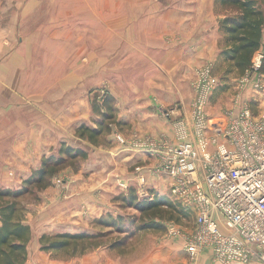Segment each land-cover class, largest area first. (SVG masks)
Listing matches in <instances>:
<instances>
[{"label": "crops", "instance_id": "crops-1", "mask_svg": "<svg viewBox=\"0 0 264 264\" xmlns=\"http://www.w3.org/2000/svg\"><path fill=\"white\" fill-rule=\"evenodd\" d=\"M164 1L163 7L154 0L144 9L143 0H121L120 7L105 8L101 17L96 15L94 0L88 9L79 0L69 4L53 0L59 7L66 5L65 11L55 10L44 22L37 11L46 0H0V176L8 175L11 167L14 175L26 178L40 166L43 156L56 152L62 142L70 144L67 139L85 143L70 130L90 116L89 103L84 101L88 85L81 84V79L108 80L107 92L114 97L116 108V123L104 140L89 144L87 158L79 161L76 170L68 166L61 170L66 183L48 188L55 196L45 208L37 207L33 218L26 213L32 237L34 231L38 237L80 232L79 223L104 213L116 214L114 209L120 204L114 198L131 186L140 196L155 191L175 199L170 192L172 179L155 170L158 156L136 146L135 141H195L191 99L185 96L193 95L196 69L214 65L223 42L212 9L215 0ZM48 27L55 29L53 36L62 48L55 72H49V57L38 58L40 45L49 44L44 34L50 31ZM81 47L89 51L86 71H81ZM97 48L102 51L96 53ZM97 63L103 67L97 68ZM219 85L209 103L218 95L223 104L212 110L209 104L211 120H224L227 110L236 108L232 104L235 86L223 89ZM242 98L254 115L264 117V88L257 94L245 90ZM179 101L182 106H173ZM170 115L185 123V139L176 137ZM184 207L186 222L178 225L181 234L136 233L154 239L137 257L121 255L132 244V237L123 247H99L66 259L35 248L31 237L24 264H218L209 247L189 260L184 242L194 228L196 208ZM248 264L264 263L253 258Z\"/></svg>", "mask_w": 264, "mask_h": 264}, {"label": "built area", "instance_id": "built-area-1", "mask_svg": "<svg viewBox=\"0 0 264 264\" xmlns=\"http://www.w3.org/2000/svg\"><path fill=\"white\" fill-rule=\"evenodd\" d=\"M261 59L259 52L235 81L236 108L224 120H211L207 112L219 84L211 64L196 70L190 111L195 141H135L134 145L158 156L155 170L172 179L170 192L175 199L196 208L194 228L184 242L191 261L209 247L218 264H248L253 258L264 263V117L254 115L242 98L245 90L257 94L264 88ZM174 124L176 137L185 139V123ZM167 234L177 236L181 231L169 223Z\"/></svg>", "mask_w": 264, "mask_h": 264}, {"label": "trees", "instance_id": "trees-1", "mask_svg": "<svg viewBox=\"0 0 264 264\" xmlns=\"http://www.w3.org/2000/svg\"><path fill=\"white\" fill-rule=\"evenodd\" d=\"M215 5L227 12L218 22L223 45L213 65L219 72V86L224 89L235 86V81L250 67L259 52L262 54L260 71L264 73V0H215ZM96 98L92 108L100 119L95 121L94 127L80 124L75 130L77 137L95 145L116 123L114 97L105 93L100 96V101ZM87 154L81 146L62 142L56 152L42 157L40 166L22 180L19 188L0 187V264H24L27 260L32 232L26 222L28 210L22 198L35 190L47 188L51 179L65 167L76 170L79 161L86 159ZM114 200L121 208H132L138 215L104 213L91 222L102 228L99 231L41 235L40 250L71 258L103 244L119 248L125 246L133 234L164 232L167 221L180 223L186 218L185 207L180 201L155 191L140 196L131 186ZM115 233L120 235L111 237ZM106 238H110L107 243Z\"/></svg>", "mask_w": 264, "mask_h": 264}, {"label": "rangeland", "instance_id": "rangeland-1", "mask_svg": "<svg viewBox=\"0 0 264 264\" xmlns=\"http://www.w3.org/2000/svg\"><path fill=\"white\" fill-rule=\"evenodd\" d=\"M2 1H6V0H1ZM72 1V0H71ZM70 0H65V2L67 4H69L71 2ZM120 1L121 0H94V3H95V9H96V15L97 16H101L103 17V10L105 8H114V7H120ZM173 2L175 1H178V0H172ZM210 2H212V0H208ZM150 3H154V0H143V3L145 5H143V8L146 9L147 7H149L150 5H148ZM158 2L160 3L159 6L163 7L164 6V0H158ZM79 3L84 6V9H88V7L90 6L91 7V4L93 3V0L91 1H88V0H79ZM45 5H42L41 7H39L38 9V13L42 15V20L45 22V19L49 16H51L52 14L54 15L55 14V10H59V9H62L65 11V8H66V5L59 7L58 5H56L53 0H46V3H44ZM70 7V5H68ZM4 9V8H3ZM213 9V14L216 18V21H217V25H218V22L219 20L227 13L226 10L220 8L219 6H216ZM52 15V16H53ZM49 19V17L47 18V20ZM48 29H50V31H46L44 32L45 34V37L47 40V43L48 46L47 47H44V46H41V50L40 52H38V58L39 59H42V57H49V63H48V67H49V72H55L57 71V68L59 70V65H60V56H61V50L62 48L61 47H58V45L56 44V41L59 40V38L56 40V37L53 36V31L55 29H51V27H48ZM67 50H70V49H67ZM102 51L101 48H97V51L96 53ZM89 54V51L86 47H81L80 48V60H81V71H86L87 70V62H88V55ZM97 61H98V58H97ZM212 68H213V64L210 63ZM203 66V65H202ZM103 66H101V64H98L97 63V68H102ZM201 66H199L198 68H200ZM197 68V69H198ZM97 69V70H99ZM196 69V70H197ZM215 69V68H214ZM68 70H70V67H68ZM219 74L218 71H216L215 69V75ZM218 76V75H217ZM81 84H86L88 85V91L86 93L87 95V98L84 99V101H87V103H89V112H90V116L87 117L85 119V122H79L80 124H84V125H87L89 127H92V125H95V121H98L100 119V117L93 111V101H95V97H97L100 101V96H102V94H105V93H108L107 91L109 90V81L108 80H103V79H99V78H96L94 81H88V80H83L81 79ZM216 92L213 93V95H215ZM96 95V96H95ZM217 96V97H216ZM186 99H191V106H192V102H193V99H194V91H193V95L191 96V94L189 95H186L185 96ZM192 97V98H191ZM96 98V100H97ZM214 98V96H213ZM217 98V99H216ZM225 98V97H223ZM229 98V96H228ZM226 99V98H225ZM228 100V99H227ZM84 102H82L83 104ZM179 106H182V103L179 101L177 102V104H173V106H176L178 105ZM211 110L212 108H214V106H217V105H221L223 104L222 101H220L218 99V95H215V98L213 99V101H211ZM224 106V105H222ZM209 107V106H208ZM191 110V109H190ZM208 110V109H207ZM231 109H228L227 111H230ZM171 116V115H170ZM178 119V116H171V120L170 122L174 123L176 122ZM169 121V119H168ZM77 123V125L79 124ZM70 130H76V127H72ZM68 140V143H70V145L72 146H78V144H80V146L82 148H84L86 151L87 150V147L89 148V144H91L90 142L84 140V139H81V140H84V142L86 143H82L81 141L79 142L78 140L75 141L71 138L67 139ZM104 140V139H103ZM103 140H99V143H101ZM155 154V153H154ZM70 167V166H68ZM72 168V167H70ZM156 168V167H155ZM12 168H8L7 171H8V175H6L5 177L3 176H0V187L2 188H19L20 185H21V181L23 178L25 177H22V176H19V175H14V173L12 172ZM62 171H59V173H57L52 179H51V184L45 188V189H42V190H35L33 194L31 195H27L25 196L24 198H22V203L25 205V207L27 208V212L31 215H29V217L33 218L35 216V214L38 212L37 210V207H44L46 206L47 202H50V198H53L55 195L53 192H49V190L51 189H48L50 186H59V187H62V185H64V183H66V180L65 179H62L60 177ZM27 177V176H26ZM7 185H10L7 187ZM174 197V196H173ZM43 210V208H42ZM114 212L116 213H128V214H135V215H138V213L132 209V208H121L119 206H117L116 209H114ZM115 214V213H113ZM27 217V215H26ZM93 221V220H92ZM92 221H89L88 223H79L78 224V227L77 229L79 231H88V232H91V231H99L101 230L102 228L99 227V226H96V225H92L91 222ZM182 222H186L184 219L181 220ZM27 222V220H26ZM28 223V222H27ZM169 223H174L175 225H180V223H175L174 221H167L165 224H166V229L164 232H155V233H160V234H167V224ZM29 224V223H28ZM60 233V232H59ZM64 233V232H62ZM67 233H76V232H67ZM149 233V232H148ZM57 234V232H52V234H43V235H47V236H52V235H55ZM33 237H32V243H34V247L35 248H39L40 249V243H39V237L37 236V233L34 231L33 233ZM118 235L120 234H113V236L111 237H118ZM137 234H133L132 235V244L127 248V249H123L122 252H121V255L125 258V259H131L133 257H137L139 255H141V252L140 250L142 248H146L148 245H151L154 241V239L152 237H150L149 235H143V236H136ZM110 239V238H109ZM109 239L107 240L104 239V241H106V243L109 241ZM105 243V244H106ZM126 245V244H125ZM106 245H100L96 248H99V247H104ZM32 247V246H31ZM96 248H93V249H96ZM93 249H91L90 251H92ZM45 252V251H43ZM89 252V251H88ZM87 252V253H88ZM52 257L54 258H57V259H66L67 257L64 256V255H56V252H51L50 253Z\"/></svg>", "mask_w": 264, "mask_h": 264}]
</instances>
